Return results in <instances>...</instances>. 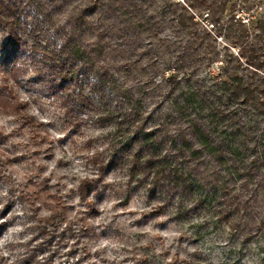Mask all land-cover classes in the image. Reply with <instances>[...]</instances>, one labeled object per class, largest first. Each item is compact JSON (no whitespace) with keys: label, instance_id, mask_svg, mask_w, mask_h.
I'll return each instance as SVG.
<instances>
[{"label":"trees","instance_id":"16d2710c","mask_svg":"<svg viewBox=\"0 0 264 264\" xmlns=\"http://www.w3.org/2000/svg\"><path fill=\"white\" fill-rule=\"evenodd\" d=\"M182 1L84 0L55 19L63 0H0L9 70L4 87L32 69L45 91L76 116L77 127L89 118L115 126L111 145H120L116 154L128 162L130 179L140 177L158 200L156 214L168 206L188 212L212 203L246 239L264 236V21L251 32L254 22L237 16L232 0ZM29 5L36 15L27 13ZM196 12L207 13L212 26L200 27ZM227 14L240 29L234 41L239 54L220 60L213 73L220 53L212 28ZM7 98L0 94L6 108ZM21 103L12 105L16 114ZM21 117L33 124L32 117ZM92 160L100 176L110 166L100 153ZM97 182L80 181L84 214L98 212L87 199ZM61 215L57 209L38 218L32 239L38 243H28L10 264H104L84 259L91 254L80 245L86 217Z\"/></svg>","mask_w":264,"mask_h":264},{"label":"rangeland","instance_id":"374dc122","mask_svg":"<svg viewBox=\"0 0 264 264\" xmlns=\"http://www.w3.org/2000/svg\"><path fill=\"white\" fill-rule=\"evenodd\" d=\"M63 1L59 12H54L55 19L65 18L66 10L76 8L84 0ZM232 1L237 3V16L241 15L244 22H254V25L247 23L254 32L255 23L264 21V0ZM26 11L31 15L38 12L35 5H29ZM206 16L207 13L204 16L197 13L200 27L212 26ZM228 17L229 14L212 28L220 53L218 61L211 65L213 73H217L220 60L230 61L239 54L240 46L234 41L240 29L230 24ZM53 33L52 30L51 36L56 37ZM6 40L7 34L0 27V94L8 97L9 102L8 108L0 105V264H10L26 250L28 243L30 247L37 244L38 241L32 240L37 232V219L57 209L62 211V218L64 213L65 219L86 217L83 225L87 230L80 237V245L90 249L86 261L264 264V236L246 239L212 203L188 212L168 206L156 214L158 200L150 196L140 177L130 179L128 162H122L119 153L116 154L120 145H111L115 126H97L89 118L77 127L76 116L67 111L59 98L45 91L36 71L30 69L20 83L10 79L12 88L4 87V75L9 74L4 63ZM152 40L158 42L156 37ZM91 97L96 102L97 96ZM17 101L22 102L18 114L12 108ZM21 115L32 117L33 124L23 122ZM158 115L156 119L161 121L163 115ZM97 153L110 163L102 176L92 160ZM85 177L98 181V191L91 190L87 196L98 210L95 214H84L86 200L80 197L79 185ZM66 250L65 246L62 252ZM62 260H67L66 255L63 254Z\"/></svg>","mask_w":264,"mask_h":264}]
</instances>
